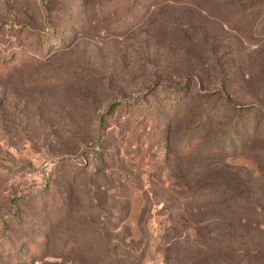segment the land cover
I'll list each match as a JSON object with an SVG mask.
<instances>
[{
  "label": "rangeland",
  "instance_id": "rangeland-1",
  "mask_svg": "<svg viewBox=\"0 0 264 264\" xmlns=\"http://www.w3.org/2000/svg\"><path fill=\"white\" fill-rule=\"evenodd\" d=\"M254 1L0 0V264H264Z\"/></svg>",
  "mask_w": 264,
  "mask_h": 264
},
{
  "label": "trees",
  "instance_id": "trees-1",
  "mask_svg": "<svg viewBox=\"0 0 264 264\" xmlns=\"http://www.w3.org/2000/svg\"><path fill=\"white\" fill-rule=\"evenodd\" d=\"M262 2H264V0H257L254 2H250L248 3V5H245L243 9H250L255 6H259ZM12 62H13L12 58L7 59V60L2 58L0 59V68L2 70H6V68H8L12 64ZM114 106L115 105L110 106L109 109L113 108ZM205 119L210 120V118H208L207 116H205ZM204 126L205 127L208 126V123L203 125V128ZM203 130L204 129L199 128L198 132H196L195 135H193L192 137L189 135L185 139V142L183 143V148L185 149L186 152L189 151L190 148L197 143V141H199L200 135L203 133ZM246 130L248 129L245 127L234 128L233 130H230L226 136L224 135V137L221 139V142L218 141L216 143H211L207 147L206 151H208V153L213 154V153L218 152V150L222 147H224L225 150L227 151L229 150L233 151L235 149L242 150L244 146V142L243 140L240 139L241 138L240 133H246ZM257 239H258V236L254 234L224 233V235H221V239L214 240L213 237H209L206 241L207 242L213 241V244H211L210 246H215L216 243H218L216 247H219L222 250V252H224V254L226 255L235 253V252H243L247 250H252V249H259L264 254V243H262L263 239L259 238L260 241H258Z\"/></svg>",
  "mask_w": 264,
  "mask_h": 264
}]
</instances>
